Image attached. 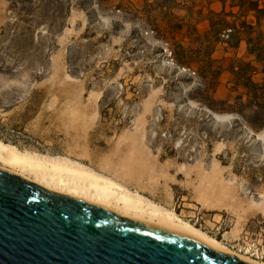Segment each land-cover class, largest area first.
Here are the masks:
<instances>
[{"label": "rangeland", "instance_id": "374dc122", "mask_svg": "<svg viewBox=\"0 0 264 264\" xmlns=\"http://www.w3.org/2000/svg\"><path fill=\"white\" fill-rule=\"evenodd\" d=\"M192 1L0 0V132L90 164L264 261V130L236 113L229 72L251 57L217 43L208 20H185ZM173 51L223 74L205 84Z\"/></svg>", "mask_w": 264, "mask_h": 264}, {"label": "water", "instance_id": "95a60500", "mask_svg": "<svg viewBox=\"0 0 264 264\" xmlns=\"http://www.w3.org/2000/svg\"><path fill=\"white\" fill-rule=\"evenodd\" d=\"M0 264H252L0 168Z\"/></svg>", "mask_w": 264, "mask_h": 264}, {"label": "bare ground", "instance_id": "6f19581e", "mask_svg": "<svg viewBox=\"0 0 264 264\" xmlns=\"http://www.w3.org/2000/svg\"><path fill=\"white\" fill-rule=\"evenodd\" d=\"M0 168L21 175L47 191L106 208L123 218L187 235L214 250L235 254L249 263L264 264V261L232 250L220 239L143 192L65 153L21 149L0 139Z\"/></svg>", "mask_w": 264, "mask_h": 264}, {"label": "trees", "instance_id": "16d2710c", "mask_svg": "<svg viewBox=\"0 0 264 264\" xmlns=\"http://www.w3.org/2000/svg\"><path fill=\"white\" fill-rule=\"evenodd\" d=\"M221 2L223 10L216 12L208 4L203 3L202 0H194L190 5L185 6L184 10L187 12L185 20L192 19L195 16L198 19L201 18V21L208 20L209 31L214 33L217 43L224 41L222 39L224 35L227 37L225 43L231 47L239 48L243 43L246 45V50L251 60L238 61L229 67V72L233 76L234 91L239 93L236 98L240 103L235 111L244 120L249 130L254 132L263 131L264 0H231L230 3L227 0H221ZM185 25L181 22L174 26H177L179 33L184 34L186 32ZM192 30L196 34L197 26H194ZM199 37L204 38L205 36ZM192 41L199 44L200 49L206 47L205 49H208L209 55H212L215 51L214 43L196 41L195 39H192ZM205 44L208 46H204ZM173 54L176 62L184 68L192 69L191 66L193 64H198L199 67L196 73L203 78L205 84L208 82L205 81L206 79L202 74H210L209 85L212 82H217L223 74L221 66L214 68V59L212 58L205 61L194 59L195 57L188 55L180 57L176 51H173ZM206 68L208 69L207 72L204 71ZM0 139L6 142L11 141L9 138L4 137L1 132Z\"/></svg>", "mask_w": 264, "mask_h": 264}, {"label": "built area", "instance_id": "2783aa9c", "mask_svg": "<svg viewBox=\"0 0 264 264\" xmlns=\"http://www.w3.org/2000/svg\"><path fill=\"white\" fill-rule=\"evenodd\" d=\"M256 257L258 258V257H260V256L257 254ZM261 258H262V257H261Z\"/></svg>", "mask_w": 264, "mask_h": 264}]
</instances>
